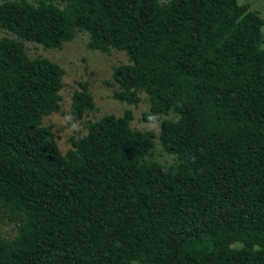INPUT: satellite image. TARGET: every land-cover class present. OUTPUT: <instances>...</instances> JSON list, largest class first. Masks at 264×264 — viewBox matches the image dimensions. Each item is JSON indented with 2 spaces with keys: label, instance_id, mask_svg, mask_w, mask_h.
<instances>
[{
  "label": "trees",
  "instance_id": "trees-1",
  "mask_svg": "<svg viewBox=\"0 0 264 264\" xmlns=\"http://www.w3.org/2000/svg\"><path fill=\"white\" fill-rule=\"evenodd\" d=\"M263 24L239 0H0V264H264ZM77 32L127 56L112 97L145 94L172 162L150 159L130 109L60 151L42 120L64 71L24 42ZM93 108L79 83L71 119Z\"/></svg>",
  "mask_w": 264,
  "mask_h": 264
},
{
  "label": "rangeland",
  "instance_id": "rangeland-1",
  "mask_svg": "<svg viewBox=\"0 0 264 264\" xmlns=\"http://www.w3.org/2000/svg\"><path fill=\"white\" fill-rule=\"evenodd\" d=\"M163 1V0H162ZM249 5L264 20V0H239ZM264 36V24L262 26ZM9 35L0 28V36ZM89 36L86 32H77L73 39L64 43L59 49L45 48L42 45L25 41V52L29 57H45L59 64L63 71V87L60 90V108L45 116L43 125H51L57 136V144L62 153L70 147V139H77L86 133L89 121L112 114L119 116L124 110L130 109L133 114L131 126L141 131H151L154 138L155 148L150 159L159 163H169L173 158L161 146L159 134V121L152 123L144 122L141 114L148 108V101L144 93H140V101L137 105L120 102L112 97L115 86L111 85L112 73L115 66L127 63V56L112 49L105 53L88 48ZM262 46L264 47V41ZM79 83H86L87 90L92 95L94 108L79 121H73L69 115L72 93L79 89ZM169 117H174L169 115ZM0 232L7 235L14 233L13 224L0 221Z\"/></svg>",
  "mask_w": 264,
  "mask_h": 264
}]
</instances>
